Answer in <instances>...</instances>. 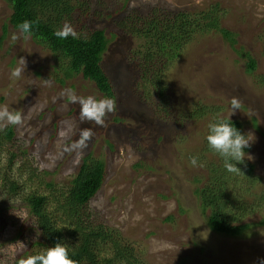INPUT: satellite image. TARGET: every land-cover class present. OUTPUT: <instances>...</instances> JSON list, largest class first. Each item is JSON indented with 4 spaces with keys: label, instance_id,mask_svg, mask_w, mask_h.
I'll return each mask as SVG.
<instances>
[{
    "label": "rangeland",
    "instance_id": "1",
    "mask_svg": "<svg viewBox=\"0 0 264 264\" xmlns=\"http://www.w3.org/2000/svg\"><path fill=\"white\" fill-rule=\"evenodd\" d=\"M86 1H82L84 22L106 30L109 39L103 68L117 99V110L106 117L102 127L81 121L80 105L62 95L71 89L81 97L104 98L95 83L81 75L67 79L64 62L31 37L13 40L18 30L10 24L12 9L6 0H0V108L7 106L23 116L22 125L8 127L15 132L10 144L15 145L14 153L19 154L20 149L29 153V162L19 158L16 164L28 163L22 176L17 171L27 192L43 193L56 206L83 159L91 156L105 163L106 177L90 209L133 243L147 264H264V225H259L264 212L248 218L246 222L255 226L240 237L209 228L208 213L195 195L201 169L192 166L181 150L183 143L187 151L194 152L204 124H180L175 116L156 115L157 105L140 99L142 89L130 56L141 41L117 26L131 9L156 3L173 10H194L219 2L226 9L222 23L235 34L236 44L232 47L213 30L197 36L166 72L167 98L160 111L172 107L188 116L202 103L220 107L218 116L229 119L231 100L238 98L241 109L231 120L242 122L243 134L250 133L251 147L246 152L254 158L249 161L261 179L260 194L264 190V83L259 84L255 76L264 77V0H130L126 8L125 0ZM239 50L257 61L253 75L246 72L248 59ZM21 58L25 65L20 64ZM18 66L24 71L20 78H13L11 72ZM156 103L160 104L159 99ZM84 129H91L93 136L80 149L77 145ZM48 183L54 185V193ZM1 193L0 264H16L42 252L43 247L38 245L39 235L27 207Z\"/></svg>",
    "mask_w": 264,
    "mask_h": 264
},
{
    "label": "trees",
    "instance_id": "2",
    "mask_svg": "<svg viewBox=\"0 0 264 264\" xmlns=\"http://www.w3.org/2000/svg\"><path fill=\"white\" fill-rule=\"evenodd\" d=\"M6 1L12 9L10 24L17 29V25L24 20L32 21L31 38L64 62L67 79L81 75L85 80L94 82L105 97L117 101L113 82L103 68V57L109 45L106 30L91 28L84 22L82 16L86 10L82 6L83 0ZM129 3L130 0H125L123 8L128 7ZM226 15V9L219 2L194 10H173L167 4L156 3L144 9H131L117 22V26L125 35L141 41L130 56L134 63L132 69L137 72L135 79L142 89L140 99L145 102L151 100L152 104L157 105L154 110L156 115L166 118L175 116L180 124L197 121L204 124L200 143L194 152L187 151L181 144L184 157L189 162L191 157H198V165H202L198 166L201 173L196 178L199 186L195 195L203 212L208 213L207 222L211 231L240 237L255 226L246 222L248 218L254 213L264 212V190L260 194L257 192L261 179L255 173L252 162L246 160V166L237 165L243 172L239 175L229 173L224 168L223 159L209 149L206 139L208 125L220 118L218 114L221 108L199 103L188 116H181L172 107L160 111L162 101L167 98L166 72L197 36L213 30L232 47L236 44L235 34L223 26ZM65 24L75 29L78 38L69 36L61 40L55 36V32ZM237 52L247 57L246 72L253 75L257 61L243 50ZM255 79L259 84L264 83L263 76H255ZM158 99L160 104L156 103ZM231 122L243 134L242 122ZM14 136L11 126L0 131V190L2 195L20 200L29 210L31 224L39 235L38 245L43 247L42 252L33 256L62 243L68 246L69 255L77 264H147L141 257L143 253L137 252L133 243L119 230L102 223L89 207L105 181L106 166L103 161L85 157L70 188L63 192L62 201L56 200L55 206L45 194L27 192L25 182L17 171L22 176V168L28 163L21 167L16 164L19 158L29 162V153L27 149H20L19 154L14 153L15 145L10 146ZM183 138L188 141L187 136ZM6 151L10 154L5 155ZM46 186L54 193L52 183ZM56 213L60 216H56ZM259 225H264V219Z\"/></svg>",
    "mask_w": 264,
    "mask_h": 264
},
{
    "label": "clouds",
    "instance_id": "3",
    "mask_svg": "<svg viewBox=\"0 0 264 264\" xmlns=\"http://www.w3.org/2000/svg\"><path fill=\"white\" fill-rule=\"evenodd\" d=\"M17 29V33L12 36L13 40H17L21 36L24 39H29L33 34V22L24 20L17 25ZM55 36L65 40L69 36L78 38V33L71 25L65 24L55 32ZM20 64L25 65L26 61L21 58ZM23 71L24 68L18 66L12 70L11 76L20 78ZM62 95H66L71 103L80 105L79 115L81 121L94 122L97 126H105L106 117L117 110V101L110 97L101 99H97L94 96L81 97L76 95L71 89H66ZM231 109L229 119L218 118L215 122L208 125L209 133L206 139L209 149L223 159L224 168L229 173L239 175L243 172L237 165L244 164L246 166V160L254 159L245 151L246 148L251 147L252 141L249 139L250 133L247 135L242 134L231 122V116L241 109V102L238 98H232ZM22 123L23 116L20 112L10 111L7 106L0 108V131L6 129L9 125L20 126ZM92 136L91 129H84L81 132V139L77 146L80 149L86 148L88 146L87 142ZM190 163L194 167L202 166L198 165V157H191ZM19 264H77V262L70 257L67 245L57 243L54 247L47 248L42 254L20 260Z\"/></svg>",
    "mask_w": 264,
    "mask_h": 264
}]
</instances>
